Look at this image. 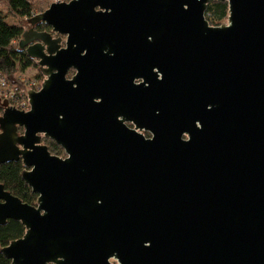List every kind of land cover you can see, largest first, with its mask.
Wrapping results in <instances>:
<instances>
[{
  "label": "water",
  "instance_id": "1",
  "mask_svg": "<svg viewBox=\"0 0 264 264\" xmlns=\"http://www.w3.org/2000/svg\"><path fill=\"white\" fill-rule=\"evenodd\" d=\"M220 1L221 26L209 0H59L28 19L67 38L25 30L46 78L28 111L0 98V165L22 160L38 194L0 183V224L26 227L1 248L12 264H264V0ZM130 68L156 81L151 140L118 119L137 111Z\"/></svg>",
  "mask_w": 264,
  "mask_h": 264
},
{
  "label": "trees",
  "instance_id": "2",
  "mask_svg": "<svg viewBox=\"0 0 264 264\" xmlns=\"http://www.w3.org/2000/svg\"><path fill=\"white\" fill-rule=\"evenodd\" d=\"M36 0H0V72L7 78L16 82L20 71L30 67H38L36 59L30 57L25 50L20 49L19 42L25 31L28 19L42 10L38 9ZM211 23L218 24L228 15L226 2L210 3L207 8ZM10 19L17 23L10 22ZM40 29L48 26L43 24ZM3 107L0 104V115ZM23 132V128H20ZM42 143L46 144L52 154L63 157L65 150L50 138L43 137ZM26 169L22 160L7 162L0 165V183L5 188L18 196L22 201L36 205L38 194L25 182L22 174ZM26 232L24 224L15 219H9L5 224H0V264H12L1 248L11 241L22 237Z\"/></svg>",
  "mask_w": 264,
  "mask_h": 264
},
{
  "label": "flooded vegetation",
  "instance_id": "3",
  "mask_svg": "<svg viewBox=\"0 0 264 264\" xmlns=\"http://www.w3.org/2000/svg\"><path fill=\"white\" fill-rule=\"evenodd\" d=\"M68 1H70V0H68ZM217 2H226L227 3L228 15L226 18H224L218 24H214V23L210 22V20H209L210 14L207 13V9H206L205 16H206V19L208 20V22L211 26H221L223 24H228V17H229V2L228 1L209 0V2L207 4V8H208V5L210 3H217ZM97 10H99V8H97ZM43 24L47 25L46 23L42 22V23H39L33 27L31 24L28 23V27L25 30L33 27L38 31L51 32L54 38H59V37L62 38L61 45H62V47H64L66 45L65 42H66L67 36L61 35L60 33L53 31L52 27L49 25H47L48 27L45 29H40L39 26H42ZM36 61L38 63V60H36ZM127 62H129V61H127ZM129 65H131V64H129ZM38 66H39V70H40L39 63H38ZM133 67H135V66H133ZM136 67H135V69H136ZM152 71L154 73H157L156 75H158L159 79L162 78V74L160 73V71L157 68L152 69ZM40 72H41V70H40ZM76 73H77V70L72 67L69 69L67 77L69 79H72ZM149 73L151 75V72H149ZM41 74H42L41 83H39V84L42 87V84H43L46 76L42 72H41ZM122 75L123 74H121V76ZM124 76H122L121 81H119V86H118L120 88L119 92L120 91L126 92L125 99L129 100L130 108L136 109L137 111H136V114L123 112V113H121V115L118 116V119L121 120L123 122V124L128 129L133 130V131L137 132L138 134L142 135L144 137V139H146V140H151L154 138V132L147 126V124H149V123L151 124L152 122L154 123V121H158V120H156V118L158 117L156 114L159 113L158 112L159 110H156L155 94H153L154 91L156 90L154 87V83L156 81H154V79L152 80V78L149 77L148 72H146L144 74V72L140 73V70H137V71L131 70V68L127 69V73ZM125 99H123L124 102H125ZM126 103H128V102H126ZM183 139L188 140L189 135L187 133H184ZM110 262L112 264H120L119 260L116 259L115 257H111ZM50 264H54V263H50Z\"/></svg>",
  "mask_w": 264,
  "mask_h": 264
},
{
  "label": "built area",
  "instance_id": "4",
  "mask_svg": "<svg viewBox=\"0 0 264 264\" xmlns=\"http://www.w3.org/2000/svg\"><path fill=\"white\" fill-rule=\"evenodd\" d=\"M40 88V84L26 82L22 77H18L16 82H12L0 72V98L18 110H30L28 92L31 89L39 90Z\"/></svg>",
  "mask_w": 264,
  "mask_h": 264
},
{
  "label": "rangeland",
  "instance_id": "5",
  "mask_svg": "<svg viewBox=\"0 0 264 264\" xmlns=\"http://www.w3.org/2000/svg\"><path fill=\"white\" fill-rule=\"evenodd\" d=\"M59 0H36L35 4L37 6V8L40 10H42L41 12L45 11L47 8H49V6L53 3ZM60 1H68V0H60ZM40 13V12H38ZM10 22L12 23H17L16 20L10 19ZM25 27H28V22L25 23ZM18 77H22L23 80H25L26 82L29 83H36V85H38L39 83H41V77L42 74L39 70L38 67H30L26 70L20 71L18 74ZM66 156V155H65ZM63 156V157H65Z\"/></svg>",
  "mask_w": 264,
  "mask_h": 264
}]
</instances>
